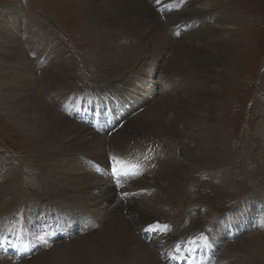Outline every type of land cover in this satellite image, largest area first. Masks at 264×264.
Segmentation results:
<instances>
[{
  "label": "bare ground",
  "instance_id": "6f19581e",
  "mask_svg": "<svg viewBox=\"0 0 264 264\" xmlns=\"http://www.w3.org/2000/svg\"><path fill=\"white\" fill-rule=\"evenodd\" d=\"M170 1L171 0H92L93 3L90 5H86L88 3L85 4V10L93 14L92 20L97 17L101 18V22L93 21V23H91V30L100 29L102 34H100V39H97L98 35L95 40L92 37L93 41L96 42L95 46H98L97 48L99 49L100 64L97 65H100V68L94 67L99 74L98 76L107 79L114 74L122 75V79L117 86L118 88L124 84L126 86V92L129 88L133 89L135 94L142 95L141 98L145 97L140 100L145 104L154 99L148 111L140 114V116L145 118V121L142 119L139 123V127L149 125L156 126V128L161 131V136H155L157 140L150 138L149 140L139 142L138 145H133L131 148L126 147L127 149L125 150L123 148V150L120 149L122 153L128 152L129 154L134 151V153L138 155V158H136V155L134 158L141 169L140 171L138 170V178H134L132 182H136L140 174H142V178H145L146 175L150 174V170L162 169L160 174L155 170L152 171V173L155 178L153 186H161L163 192H160L161 194H158L155 198H149L150 206L147 208L139 206L138 202L142 200L141 194H132L133 190L131 188L129 190L132 193L127 191V189L124 190V188H127V184H131V180L124 186L122 190L124 196L121 197L116 187L112 185V178L109 173H106L103 168V173H100L97 178L99 179L98 181H95V178H93L92 175H88L86 172L82 171L81 173V170H78L81 176L77 175L75 178H70L73 172L71 171L72 168L70 164L67 163L66 156L76 151L74 150L76 146L79 148L83 147L87 154L94 153V159L100 160L101 162L106 161L104 168H108V156L103 146L105 145V138L102 136L104 132H107L105 134L107 135L108 131L102 129V119L94 118L93 114L89 111L81 113L77 111L78 109L71 108L67 112L61 113L59 111V113L56 109L55 98L57 93L59 91H64L65 94L70 92V86L67 85L68 82L63 79L62 76L71 71L69 68L75 64V60H72L71 56L60 48V42H58V40L55 39L52 43V45L55 44L57 47L53 52H56L60 57V61L57 62V64L51 63L46 65L47 52L37 58L38 64H41L39 67L45 72L42 77H38L37 75L31 76V71L35 69L33 67L34 65H32L33 62L30 59L26 61L28 51L25 49L26 47L24 46L25 48L22 50L20 49V52L22 51L23 64L17 65L23 66V78H25L23 79V91L25 90L23 105L28 106L23 109V114H20L21 111L19 112L17 109L10 111L12 117L23 119L25 122L32 118L31 123L26 122L24 128L38 133L39 136H35V143H44L40 146L36 145L38 148L35 150L36 153L38 152L37 161L43 170V183L38 186L37 193L41 196L46 194V191L49 192V190L51 192L62 190L63 197L68 198L67 201L74 198L78 200L79 204L82 206L90 203L88 207L85 206L83 208L78 206L76 208L75 211L80 212L79 215L75 214V211H71L69 212L71 215L64 218V215H62V217L59 216L62 212L57 213V210L55 211L56 216L50 217L54 207H47V203L42 202L41 206L43 207H40L42 217L39 221L34 220L32 217L33 212L37 209L26 207L27 221L29 220L27 226L33 223L36 224V222H45V226L51 221L57 224L60 229L62 226L68 227L69 229L66 231L69 236L72 235V237H76L74 239L71 238L72 241L70 240L71 242L69 244L65 242L59 244V246L55 247L54 250L49 253H44L47 250L42 248L41 252L43 255L41 259L37 261L38 264H46V261H50L51 264H180L182 255L185 254V256H189V253H194V249H196L197 253L203 251V257H207V253H209L210 255L207 260L216 257L215 262H210L209 264H264V226L260 227L254 236L243 237L244 233H242V231L244 232V230H241L242 223H240L239 219V215L241 214V212H239L240 210H236L239 212L238 214H236V211L230 213L227 215L228 218H216L219 223L212 229V232L219 233L218 237H213L212 233V244L217 243L219 245H216V247L224 248L225 250L228 249V251H226L227 255L224 256H214L208 249H203V244L201 243L190 247L191 237L200 241L202 240V234L205 236H208V234L211 235L209 230V232H206V228L210 226V222L205 216H202L203 214L200 215L203 211H197V214L188 213V220H186L185 223H181L182 226L180 227L179 234L174 236L170 235L168 230L165 229V218L162 217L160 219V217H154L157 215L164 216V214L169 212V208L173 207V205H170L176 202V200H173L171 197V195H175V192L172 190L173 187L178 186L185 188L186 184L187 189L197 186L196 181L194 182L193 180L195 177L193 171L198 167V164H200L199 161H204L205 158L208 159V157L221 158L224 156V151L222 149V128L220 125L223 113L221 112L222 108L220 107V103L227 101L228 88L226 86L230 82L229 79L230 76H232V72L230 71H232V67L235 66V61L237 59L236 47L241 44L239 36L236 35V32L240 31L238 29L237 31H230L232 29L231 27L235 29L241 26L238 24V20L240 19L239 12L233 7L231 0H192L190 4L194 5L193 11L180 8V10L174 11L173 14H171L167 7V5H170ZM179 1L180 0H175L173 8L179 9L180 5L177 3ZM147 4L151 5L152 9H150ZM198 4L200 8H197ZM163 14V18L159 17ZM195 15H200L198 20L207 17L211 23L197 30L196 33L198 34L193 36V34L189 35L187 32L196 20L192 18ZM177 17L179 18V22L174 21L171 24L168 23V21L170 22L173 18ZM17 18L18 16H16V19L12 18L14 27L17 25L15 20H19V18ZM34 20L35 19H28V23H33L35 29H32V33L27 32V35H23L24 41H32V43H30V51L33 50L34 47L37 49L40 46L45 47L44 44L47 38L39 37L40 31L43 32L46 30L47 32H51ZM165 21L166 23H164ZM219 23L225 24L219 25ZM176 26V38L180 44H176V40L173 36L171 38L166 31V28L171 27L170 29L175 32ZM7 31L10 33V36L12 28H9ZM119 34L121 36L116 41L117 35ZM172 34L171 32V35ZM29 35L30 37H28ZM46 35L51 38V34ZM187 36L189 39H185ZM143 40L147 41V44H149L147 47L148 50L149 48L151 49L153 45L157 46V50L152 52L154 56L152 63L151 60H149L151 53L147 54V50H142ZM18 42H20V40ZM201 44H206L208 50L198 52V50L194 48ZM12 46L13 48H11V50L13 49V51L17 52L16 48L18 46ZM172 48L175 50L172 51ZM169 52H171V55L166 59L167 62L169 65H175L176 67H174L177 68V70L185 71V79H177L171 87H168L167 84L164 83L162 87V85L155 82L153 78L160 73V78L166 79L161 69L162 65L160 66V63L157 62H160L161 59H165ZM15 57L16 56L12 58L14 59L13 62L20 63V59L16 57L19 59L17 61ZM181 60H185V63L188 62L189 64H191V62L194 64L198 63V65L201 66H198L197 69L194 67L192 70L185 64L186 67L184 68L180 64ZM201 69H204L203 72H201ZM173 77L175 76L171 74V78ZM144 82H146V84L142 86ZM154 82L160 86L158 89H156L157 86ZM183 83L185 87H183ZM25 84L27 87H24ZM43 85L47 86L45 90L40 89ZM143 90H145V96H143ZM122 91H125V88ZM134 93H132L133 96H137ZM49 98H51L52 102ZM156 98L158 100H155ZM130 103L134 104L135 102L130 101L128 105ZM134 107L131 109L135 110ZM35 109L36 112H34ZM183 112H185V114ZM66 113L68 117L75 119H69L65 115ZM262 113L261 118L264 122V108L262 109ZM204 114H207L206 118H204ZM177 122L180 123L179 126H177ZM204 124H206V126H203ZM132 125H135V123ZM137 125L136 123V126ZM97 129L100 130V132H98ZM177 131H179L178 136H184L183 139L174 140V138H172ZM42 138H45V141H43ZM164 140L168 142L169 149L174 150L179 146V151L182 150L190 159L192 158L194 162H196L197 159L196 164L188 161L185 162L179 157V151H176L177 156L174 152L170 153L165 149L160 151L159 149H161V147L158 144H160V141L163 142ZM256 144L258 147L261 145L259 143ZM195 145H197V147L192 149L191 146ZM113 149L114 148H110L118 157H126ZM110 157H112V155ZM254 160L253 163L255 165L256 163L262 165L264 157L262 161ZM63 162L65 164L61 171H59L57 165ZM143 164H146V166L144 167ZM210 164L211 167L220 166L214 162H210ZM227 175L228 170L216 176L223 179L227 177ZM12 181L13 179L9 178L7 182H5L6 185L4 188L6 190L9 189L8 186L11 185ZM227 186L231 187V183H227ZM17 191L18 190L12 191L14 192V197ZM51 194L52 193L49 195L46 194L47 198H49ZM14 197L10 198L9 204L16 200ZM69 202L71 206L77 203V201ZM165 202L166 204H164ZM244 206L245 207L239 208H242L245 214H252V212H250L252 207H247L249 204H245ZM178 207H180V205H178ZM67 208L74 209V207ZM164 208L168 210L165 211ZM8 209L9 208L4 205V207H0V212H4ZM256 209L263 212V216L261 217L264 219V207H256ZM234 213L236 215H233ZM175 216L178 215L175 213ZM240 216L242 218L244 217L243 214ZM254 216H256V214ZM155 221H158V225L154 224ZM245 221H247V219ZM18 223H20V221H18ZM14 226L13 230L16 232L17 230ZM78 227L83 230L81 234L78 233L80 232ZM251 227H253V225ZM23 228V238H21L20 249L23 247V250H25V241L31 250L36 249V247L31 245V235L33 233L26 230V227L23 226ZM95 228L98 229L94 230ZM235 229L237 230L234 237L236 244L232 245L225 234L233 230L234 232L232 233L234 235ZM70 231H72V234H70ZM87 231H92L93 234L88 236L84 235ZM32 232H34V230ZM60 232L61 231H58L59 234ZM221 234L222 237H220ZM150 237H154L153 240H150ZM42 241L43 239H41V242ZM179 243L182 244V253H180V256L174 253ZM4 245L12 248L14 244L13 241L6 240V238L2 239V242L0 241V255L6 257ZM39 258L40 257H38V259ZM32 264L35 263L33 262Z\"/></svg>",
  "mask_w": 264,
  "mask_h": 264
},
{
  "label": "rangeland",
  "instance_id": "374dc122",
  "mask_svg": "<svg viewBox=\"0 0 264 264\" xmlns=\"http://www.w3.org/2000/svg\"><path fill=\"white\" fill-rule=\"evenodd\" d=\"M231 1L233 7L239 12L240 19L238 20V24L241 26L235 29L231 27L232 29L230 31H237V29L240 31L236 32V35L239 36L241 44L236 47L237 59L235 61V66H233L232 71H230L232 72V76H230L229 79L230 82L226 86L228 88L227 101L220 103V107L222 108L221 112L223 113H221L222 120L220 125L222 128V149L224 151V156L221 158L208 157V159L205 158L204 161H199L200 164H198V167H196L193 171L195 175L193 180L194 182L196 181L197 186L187 189L186 184L185 188L178 186L173 187L172 190L175 192V195H171V197L173 200H176L175 203L170 204L173 205V207L169 208L170 210L167 214H164V216L167 215L165 217L162 215L154 216L156 218L160 217V219L162 217L165 218L166 224L171 223L174 228L171 233H168L174 236L179 234V230L181 229L180 227L182 226L181 223H185L186 220H188V213L197 214V211H203L200 215L203 214L202 216H205V218L210 222V226H207L206 232L209 230L211 233V235L208 234L207 236L210 238L208 247H203V249H208L212 254H214L213 249H216L218 251L217 255L221 256L227 255L226 251H228V249L225 250L224 248L216 247V245H219L217 243L212 244V233L213 237L219 236V233L212 232V229H214L219 223L216 218H228L227 215L235 212L236 210H240L239 212H241L244 217L242 218L240 214V218H238L240 219V223H242L241 230H244L242 233H244L243 237L245 238L254 236L258 229L264 226V219L261 217L263 216V212L256 209V207H264V162L262 165H258V163L255 165L253 163V161H255L254 159L262 161L264 157V122L261 118V114H263L262 109L264 108V0ZM91 3H93L92 0H0V29L2 28L0 30V207H4L5 205V207L9 208L8 210H5L6 212H0V233L2 234V239L6 238V240H11L19 234L20 236L23 234V226H27L23 224H27V222H29V220L27 221L26 207L37 209L33 212L32 217L34 220L39 221L42 217V211L40 208L43 207L41 206L42 202L47 203V207H54L51 211L52 214H50V217L56 216L55 211L57 210V213L62 212L59 216L62 217V215H64V218L70 216L71 214L69 212L75 211L78 206L84 208L85 206L88 207L90 204L88 203L87 205L82 206L79 204L78 200L71 198L69 201H77L74 206H71L70 202L67 201L68 198L63 197L64 195L62 190H55V192H51L50 190L49 192L46 191L47 195L52 193L49 198H47L46 194H44L45 196H40L37 193L38 186L43 183V170L37 161L38 152L36 153L35 150L38 146L44 143H35V136L38 137V133L24 128L26 122L31 123L32 118L25 122L23 119L12 117L10 111L17 109V111H21L20 114H23V109L28 106L23 105V96L25 91H23V79H25L23 78V66L17 65L23 64L22 51L20 52V49L22 50L26 47L25 49L28 50L26 61L30 59L33 62L32 65H34L33 67L35 69L31 71V76L37 75L38 77H42V75L45 74V72H43V70L39 67L41 64H38L37 62L38 56L43 55V53L47 52L49 55H47L46 65L51 63L57 64V62L60 61V57L56 54V52H53L57 48L55 44L52 45L55 39L60 42V48L65 50L66 54H69L72 60H75V64L69 68L71 71L62 76L63 79L68 82L67 85L70 86V92L68 94H65L64 91H59L57 93L55 98L56 109L61 113L67 112L71 108H75L76 110L78 109V112H81V109H87L91 114H93L94 118L102 119V129L104 131H108L107 135H105L107 132L102 134L105 138V145L103 146L105 147V151L108 156L107 162L109 158H111L109 157L110 154L112 156H117V154H114L110 148H114L123 156H126L125 158H127V156H130L132 159L136 156V158H138V155L134 153V151L133 153H129L132 155H129L128 152L122 153V150L131 148L133 145H138L139 142L149 140L150 138L157 140L155 136H161L162 134L156 126L149 125L139 127V123L142 119L145 121V118L140 116V114L148 111V108L154 102V99L145 104L143 101H140L145 97L141 98L142 95L135 94L133 89L129 88L126 92V86L124 84L118 88L117 86L122 79V75L114 74L112 77L107 79L105 77L100 78L98 76L99 74L95 68H100V65H97L100 64L98 53L99 49L97 48L98 46H95L96 42L93 41V39L95 40L97 35V39H100L102 34L100 29L91 30V23H93V21L101 22V18L97 17L92 20L93 14L85 10L86 5H90ZM177 3L180 5L179 9L173 8V3L171 1L170 5H167L171 14H173L174 11L180 10V8H184L185 10L187 9V11L194 10V5L190 4L192 3V0H180ZM147 6L152 9L151 5L147 4ZM197 8H200L199 4ZM16 16H18L19 20H15L17 25L14 27L12 18L16 19ZM163 16L164 14L159 17L163 18ZM199 16L195 15L192 17L196 20L195 22L193 20V26H190L187 34H193V36H195L198 34L196 33L197 30L204 28V25L211 23L207 17H203L201 20H198L200 18ZM28 19H35L34 21L43 26L45 29L51 31L47 32L45 30L43 32L40 31L39 33V37H44L48 40H46L44 44L45 47L40 46L38 49L34 47L33 50H29L31 48L30 43H32V41H24L23 35H27V32L32 33V29H35V27L33 26V23H28ZM174 21L179 22V18H173L172 21H168V23L171 24ZM164 23H166V21ZM221 24L223 25L225 23ZM221 24L219 23V25ZM9 28H12L10 36V33L7 31ZM170 28L171 27L166 28V31L171 38L173 36L176 40V44H180L176 38L177 26L175 32H173ZM171 32L173 33L172 35ZM46 34H51V38ZM120 36V34L117 35L116 41L120 38ZM188 36L185 39H189ZM28 37H30V35ZM18 39L20 42H18ZM12 45L18 46L16 48L17 52L13 51V49L11 50V48H13ZM148 46L149 44H147V41L143 40L142 50H147V54L151 53L149 60H151L152 63V59L154 57L152 52L157 50V46L153 45L151 49L149 48V50L147 48ZM207 47L208 46L206 44H201L195 46L194 48L200 52L208 50ZM175 49L172 48V51ZM170 55L171 52L166 55L165 59H161L160 62H157L160 63V66L162 65L161 69L166 79H161L160 73L154 77L155 79L153 78V80L162 85V87L164 83H166L168 87H171L177 79H185V71L177 70L175 65H169L167 62L166 59H168ZM14 56L20 59L19 60L15 57L20 63L13 62L14 59L12 58ZM180 64L184 68L186 67L185 64H187L189 69L194 67L197 69L198 66H201L198 65V63H185V60H181ZM203 70L204 69H201V72H203ZM171 74L175 77L171 78ZM155 82L154 84L157 86L156 89H158L160 86H158ZM145 84L146 82H144L142 86ZM24 87H27V85L25 84ZM43 87L40 89L45 90L47 86L43 85ZM183 87H185L184 83ZM124 88L125 91H122ZM132 93L137 96L134 97ZM143 93V96H145V90H143ZM49 100L51 101V98H49ZM155 100L158 99L156 98ZM130 101L140 104L137 105L134 103V105L133 103H130L131 105H128V102ZM133 107L135 110L131 109ZM34 112H36V109ZM183 113L185 114V112ZM65 115L68 117L67 113ZM206 117L207 114H204V118ZM68 118L71 120L75 119L70 117ZM112 122H114L113 127L109 128V123ZM122 122H124V124H122ZM133 123H135V125H132ZM136 123L138 124L137 126ZM176 124L179 126L180 123L177 122ZM203 126H206V124ZM178 132L179 131L174 133L175 136L172 137L174 140L183 139L184 136H178ZM119 138L124 140H120ZM42 139L45 141V138ZM167 141L164 140L163 142H159L160 144L158 145L161 147L159 150L161 151L165 149L170 153L174 152L177 156L176 151H179V146L174 150L169 149ZM256 143L261 145L258 147ZM191 147L192 149H195L197 145ZM74 150L76 151L72 154L69 153L66 156L67 163L70 164V167L72 168L71 171L73 172L70 178H75L77 175L81 176L83 171L88 175H92V177L95 178L94 180L98 181L99 179L97 178L100 173L95 170L89 161L91 162V160H93V163L96 161V163L101 164L98 167L101 166L104 171L106 170L104 168L106 161L101 162L100 160L94 159L95 154H87L83 147L79 148L76 146ZM179 153V157L185 162L188 161L196 164L197 159L196 162H194L193 159H190L182 150H180ZM210 162L217 163L220 166L211 167ZM64 164L65 163L63 162L57 165L59 171H61ZM143 166L145 167L146 164H143ZM225 169L228 170L227 177H224L223 179L218 178L216 175L222 174L223 171H226ZM78 170H81V173ZM154 170L158 174L162 172V169L160 168ZM154 170H150V174L146 175L145 178H142V174H140V177L136 182H132L134 180H131V184H127V188H124V190L127 189L129 192H131L129 190L131 188L133 190V193L131 192L132 194H141L142 200L138 202L140 207L147 208L150 206L149 198H155L158 194L163 192V188L161 186H153L155 178L153 177L152 171ZM9 178H12L13 181L11 185L8 186L9 189L6 190L4 186L6 185L5 182H7ZM227 183H231V187H228ZM14 190H18L15 197L14 192H12ZM13 197L16 198V200L9 204L10 198ZM164 204H166V202ZM245 204H249L247 207H252V210H250L252 214H245L242 211L243 209L239 208L245 207ZM178 205H180V207H178ZM67 207H74V209ZM167 210L168 209H165V211ZM239 212L236 211V214ZM79 213L80 212L75 211V214L79 215ZM175 213L178 216H175ZM236 214L234 213L233 215ZM255 214L256 216H254ZM246 219L247 221H245ZM10 220L17 223V226H14L17 230L16 232L13 230V225L10 224ZM18 221H20V223H18ZM38 224L39 222H36V224L33 223L31 225L32 227L38 229ZM252 225L253 227H251ZM78 228L80 229V227ZM96 229L98 228H95L94 230ZM82 231L83 230L80 229V232L78 233L81 234ZM92 231H87L84 235L88 236L93 234ZM232 232L234 231L230 230L227 234H225V236L228 240H230V244L235 245L236 241H234V237L237 230L235 229L234 235ZM7 234L11 235L12 238ZM70 234H72V231H70ZM70 236L68 237L70 240L71 238H76L74 236L72 237V235ZM220 237H222V234ZM21 238H23V235ZM31 239V245L33 242L35 243L37 241H41L40 236L36 238L34 234L31 235ZM70 240L60 238L54 246L47 249L44 253L51 252L55 247L64 242L69 244L72 241ZM41 251L40 253L35 254L31 259L22 260L17 264H32L33 262L38 264L37 261L40 260L43 255ZM38 257L40 258L38 259ZM0 264L16 263H14L13 260H9L7 256L3 257L0 255ZM46 264L51 263L50 261H46Z\"/></svg>",
  "mask_w": 264,
  "mask_h": 264
},
{
  "label": "snow or ice",
  "instance_id": "6c2138e0",
  "mask_svg": "<svg viewBox=\"0 0 264 264\" xmlns=\"http://www.w3.org/2000/svg\"><path fill=\"white\" fill-rule=\"evenodd\" d=\"M113 159H115V158H113ZM112 171H113V173H114L117 177H119V176H121V175H127V173L124 172V171L122 170V168H120V167H113ZM165 229H167V226H165ZM201 239H203V240L206 241V240L208 239V237L202 234V235H201ZM13 247H14V245H13ZM190 251H191V249H190Z\"/></svg>",
  "mask_w": 264,
  "mask_h": 264
}]
</instances>
